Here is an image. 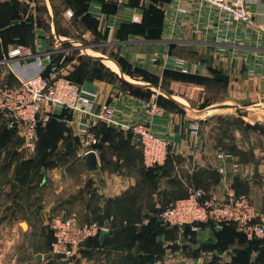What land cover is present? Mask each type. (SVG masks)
Listing matches in <instances>:
<instances>
[{"label": "crops", "instance_id": "obj_1", "mask_svg": "<svg viewBox=\"0 0 264 264\" xmlns=\"http://www.w3.org/2000/svg\"><path fill=\"white\" fill-rule=\"evenodd\" d=\"M171 2L0 0V61L14 47L24 54L22 59L0 62L1 82L16 84V74L27 77L38 73L37 55L89 47L84 45L101 52V57L92 55L97 56V63L95 57L87 55L90 63L98 64L97 71H81V57L66 61L64 73L98 92V103L111 104L116 122L99 119L93 112H74L41 132L42 147L48 138L57 151H77V157L70 155V159L75 156L78 160L79 173L71 167L72 161L66 171L62 166L40 170L32 166L23 173L24 158L9 157L18 141L24 146L21 132L9 131L11 139L0 142V171L4 170L0 178L6 171L12 172L7 178L11 184L0 193L8 194L14 190L12 183L20 184L22 192L16 193L18 199L12 203L17 206L16 214L18 207L22 208V197L31 199L27 193L40 188L36 201L27 202L32 215L22 219L29 227L34 222L49 226L51 219L66 213L79 222H99L108 231L104 238L102 232L99 234L96 246H85L74 264H264V240L249 238L236 226L219 230L203 224L198 231L191 227V231H181L156 219L170 201L187 196L199 189L196 187L219 198L231 193L247 195L264 215V146L258 141L262 132L259 126L264 127V0H247L253 20L250 25L229 22L216 8L189 0L175 12L169 7ZM152 5L162 13L161 39L145 38L134 32L135 27L124 25L132 24L133 16L142 22L144 10ZM42 8L49 15L42 13ZM107 51L121 52L129 62L143 68L141 74L128 72L131 63L125 69ZM165 70L198 78L201 75L208 78V88L218 91L208 92V104L200 95L192 101L194 93L189 96L180 91L182 86L188 88L189 82L167 79ZM203 85L190 86L200 94L208 90ZM152 101L157 103V113L148 107ZM231 118L241 121V129L219 147L210 130ZM133 122L149 123L158 136L168 139L169 155L161 167H145L142 149L126 127ZM83 125L98 138L95 172L86 167ZM18 165L22 167L15 172ZM51 232L43 245L47 250L53 241ZM41 251L33 256L26 252L22 256L25 264L40 262L37 257L44 253Z\"/></svg>", "mask_w": 264, "mask_h": 264}, {"label": "built area", "instance_id": "obj_2", "mask_svg": "<svg viewBox=\"0 0 264 264\" xmlns=\"http://www.w3.org/2000/svg\"><path fill=\"white\" fill-rule=\"evenodd\" d=\"M118 3L121 0H102ZM185 0H172L170 6L182 10ZM216 8L226 16L227 21H238L252 24V15L247 8V0H189ZM71 15L72 13L69 12ZM132 21L139 18L133 16ZM29 54L33 55L29 50ZM36 56V55H35ZM24 57L19 47L8 51L1 63L19 60ZM56 53L39 56L36 62L40 66L38 73L32 76L16 74L17 83L9 85L0 81V119L8 129L18 130L24 139V148L34 153L38 148V127L64 110L94 113V116L115 123L116 111L108 102L98 103L99 93L87 89L65 75L66 54L59 60ZM20 63V61H18ZM21 64V63H20ZM27 64L26 59L23 62ZM13 63L10 64V67ZM95 106L97 109L95 110ZM148 107L154 113L159 111L156 102ZM140 145L146 168H156L165 164L169 155V141L158 136L152 125L145 122H133L127 125ZM195 125V131L199 130ZM87 152L95 150L98 138L88 126L80 128ZM165 225L177 226L184 231L190 226L193 231L200 229L201 223H214L221 229L224 225L234 224L237 229L249 238L264 240V215L260 214L247 195L228 194L225 198L208 196L203 189H194L186 197L177 199L167 205L158 215ZM106 230L99 222H79L75 216L58 215L52 219L51 231L53 241L48 255L43 256L44 263L61 259L65 263H76L78 255L86 241Z\"/></svg>", "mask_w": 264, "mask_h": 264}, {"label": "rangeland", "instance_id": "obj_3", "mask_svg": "<svg viewBox=\"0 0 264 264\" xmlns=\"http://www.w3.org/2000/svg\"><path fill=\"white\" fill-rule=\"evenodd\" d=\"M74 1H79V0H71V2H74ZM170 4H169V7L171 8ZM43 6L46 7L45 5H42V7ZM66 10H68V9L66 8L65 12H66ZM172 10H174L175 12H178L175 9V7L174 8L172 7ZM40 11H42V13L49 15V12L48 13L45 12V10H43V8ZM40 11H36L35 13L36 14L41 13ZM74 13H75V11H74ZM44 21H45V26H47L46 20H44ZM48 30L51 31L49 28H48ZM152 37L153 38H151V37L150 38L151 39H161L163 37V31L161 30L158 35L154 34V35H152ZM150 38H148V39H150ZM84 46H87V47L89 46V47L86 49L77 50V51L66 50V51L57 52L56 53V55H57L56 59L57 60L61 59L64 54H66L67 62L70 58L80 59L81 57H83V62L80 66V70L82 71V69L84 68V71H87V72L94 71L95 72L98 69L97 68L98 64L93 65L92 63H90L89 59H87L88 58L87 55H91V57H95L93 59H94V62L97 63V61H98V59L96 58L97 56H92V55H94L95 53L98 55V53H101V52L95 51L96 49H93L90 45H84ZM30 50H32V49H30ZM108 54H109L108 56H110V58H113L114 60H116L125 69L128 68V63L129 64L131 63L127 60L125 55L123 56L121 54V52L112 53V51H110V52H108ZM98 56L101 57V55H98ZM130 66L133 69V71L129 67L128 72H131V73L132 72L140 73L139 70L143 69L142 67L136 66L135 64H132V63L130 64ZM72 70L75 71L76 69L74 68ZM164 74H165V76L167 75V77H168L167 79H171L172 81L173 80H181L183 82H189L188 88H184L183 86L180 87V85H178L177 87L181 88L180 91L182 92L183 95L187 94L190 96L191 94L194 93V97L192 98L194 100H192V101H196L197 99L206 97V98H204L205 100L203 103L208 104L211 102V99H209V97H208V92L209 93L210 92L211 93H214V92L217 93V91H218L217 89H215V91H214L213 88L212 89L208 88V78L203 77L201 75H200V78H198L192 74H189V75L183 74V73L179 72L178 70H165ZM142 76H144V75H142ZM149 77H151V75H149ZM152 78H155V77H152ZM192 83H198L199 85L204 84L203 86H206L208 90L200 91V94H198L199 91L191 88L190 85ZM10 84L11 83H9V85ZM11 85H15V82H14V84H11ZM220 86H222V85H220ZM174 87H176V86H174ZM168 89L171 92H174V93L176 92V89H173V90H171V88H168ZM203 92H206V93L203 94ZM199 95H200V98H199ZM219 124H221L220 127H218V129H216V130H210V133L213 135V138H214L216 145H219V147H224V146H221L220 144H222L224 142H228V141L230 142L231 141L230 134L235 132V131L238 132L239 129H241L242 124H241V121L239 119H235V118L234 119L231 118V119L225 120V121L222 120V122H220ZM197 125H199V124H197ZM247 126H249V124H247ZM251 128L252 127H249L247 129V131H250ZM259 128L262 130V132L260 133V137H259L258 141L261 144V146H264V127L260 125ZM9 136H10V133L6 127L5 122L0 120V142L7 143V141H9V139H11ZM57 140L61 141L62 137L57 138ZM22 144L23 143L18 141V143L16 144L17 149L11 148V151H9V157L13 158V157H16V155H18V156H22L24 158V164H23L24 165V172L23 173H26L25 170L29 166L36 167V169H38V170H40L42 168H45V169H49V168H53V167L60 168L62 166L63 170H65L66 168L68 169L67 164L71 161H72L71 167L72 168L74 167V172L76 171L77 173H79V168L77 167V161L78 160L75 159V156L77 157V154H75V152H77V151L74 150L71 152L70 151L71 149H68L66 151H64V150L63 151L62 150L57 151V150L53 149L52 145H50L51 143H49V140H47L44 142L43 147H42V143H41L40 147L37 148V150L34 153H30L24 148V146L22 147ZM82 150H83V148L82 149L80 148L79 151L82 152ZM70 155H75V156H72V158H71L72 160L70 159ZM21 167H22V165H18L17 168L15 169V172H18ZM1 172L4 173V170L0 171V173ZM13 173H14V171H13ZM9 175L12 176V172L9 173L6 171L5 177L0 178V181H2V184L0 183V190L1 189L3 190L4 186L9 187V184H11V182L9 183V181H7V178L9 177ZM13 177H14V174H13ZM12 180H13V178H12ZM6 182H7V184H5ZM196 188L202 189L201 187H196ZM12 189H14V190H11L8 194L5 193V195L0 193V264H25L24 258L22 256H24L25 253L28 251H30L31 256H33V254H35L37 251H39V249L42 250L41 252L47 253L46 255L49 254L50 249L49 250L45 249L43 247V245L46 244V240L49 241V234H50L49 232L51 229L50 228L51 221L48 222L49 226L43 227V223L34 222L35 225L33 224V227L32 226L29 227V225L27 223L28 221L26 222V220H22L23 216L30 217L32 215V214H30V209H29L30 207L27 208L28 207L27 202L31 199L36 201L37 195L40 194L39 193L40 192L39 187L32 190V193H30V194L27 193V195H29L31 197V199H28V196H26V195H25V197L27 199L26 198L23 199V197H22V200H20V201H22V203H21L22 208L18 207L17 214L15 213V211H16L15 207H17V206H12L13 205L12 203H15L16 199H18V198H15L14 196L16 195V193L21 191L20 190L21 186H20V184L12 183ZM11 198L14 200H11ZM180 198H183V197H180ZM25 200H26V202H25ZM173 201H175V199ZM173 201H170L168 203V205ZM24 205L26 207H24ZM32 206H33V209H35L38 205L36 202H34V205H32ZM64 216H70V215L65 213ZM23 223H25L26 227H23ZM167 226H172V225H167ZM172 227H174V226H172ZM26 232H29L31 234H27ZM47 236H48V238H47ZM84 248H85V246H84ZM83 249H82V251H83ZM34 261L35 260H33V262ZM63 263H65V262L62 261L61 259H57V258L53 259L51 262H47V264H63ZM34 264H43L42 259L40 260V262H36ZM44 264H46V263H44Z\"/></svg>", "mask_w": 264, "mask_h": 264}, {"label": "trees", "instance_id": "obj_4", "mask_svg": "<svg viewBox=\"0 0 264 264\" xmlns=\"http://www.w3.org/2000/svg\"><path fill=\"white\" fill-rule=\"evenodd\" d=\"M112 4H115V3H112ZM124 25H130V27H135V33H138V32H140L141 34H143L146 38H153L152 37V35H154V34H159L160 33V31L163 29V20H162V13H161V10H159L158 8H156L155 6H150L148 9H145L144 10V20L142 21V22H133L132 24H124ZM139 33V34H140ZM150 38V39H151ZM69 78L71 79V80H73V81H75V82H77V83H79V84H82V82L81 81H79V80H76V79H74V78H71L70 76H69ZM69 115H71V113L70 112H68L67 110H64L60 115H57V116H54V117H52L48 122H46L45 124H42V123H40V125H39V127H38V148H39V146H40V141H42L43 139H42V137H41V132L44 130V128H46L47 126H50V125H52V124H58V121H59V119L60 118H67ZM8 129V128H7ZM9 131H13L14 132V130H12V129H8ZM45 141H47V140H49L48 138H45L44 139ZM44 141V142H45ZM168 159V158H167ZM162 166V165H161ZM161 166H157L156 167V169L157 168H159V167H161ZM29 167H31V166H29ZM28 167V168H29ZM147 169H155V168H147ZM156 219L161 223V224H163L161 221H160V219H159V217H158V215H157V217H156ZM203 224H210V225H213V226H215V228H217L216 227V225L214 224V223H201V225L200 226H202ZM163 225H165V224H163ZM165 226H167V225H165ZM232 226H235L234 224H228V225H224L221 229H219V228H217V229H219V230H223V229H225V228H227V227H232ZM175 228H178L177 226H174ZM186 231H191V228H190V226H187L186 227ZM193 233H195V232H193ZM246 236V235H245ZM99 237H100V235H98V236H96V237H94V238H91V239H89V240H87V242H86V244H85V246H87V245H93V246H96L98 243H99ZM51 238L53 239V235H52V232H51ZM51 239V240H52ZM253 239H258V238H253ZM92 240H95V242L93 243V244H91V241ZM259 240H261V239H259ZM50 244H51V242H50ZM84 250V249H83Z\"/></svg>", "mask_w": 264, "mask_h": 264}, {"label": "water", "instance_id": "obj_5", "mask_svg": "<svg viewBox=\"0 0 264 264\" xmlns=\"http://www.w3.org/2000/svg\"><path fill=\"white\" fill-rule=\"evenodd\" d=\"M86 167L88 171L95 172L98 168V156L96 151L90 150L84 155ZM108 231L103 230L101 234V238H104ZM43 258V254H38L37 259L41 260Z\"/></svg>", "mask_w": 264, "mask_h": 264}]
</instances>
